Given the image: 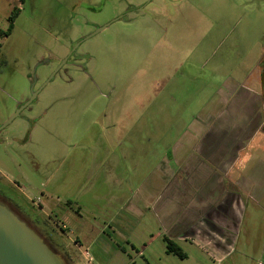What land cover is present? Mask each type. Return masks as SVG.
<instances>
[{
	"label": "rangeland",
	"instance_id": "obj_1",
	"mask_svg": "<svg viewBox=\"0 0 264 264\" xmlns=\"http://www.w3.org/2000/svg\"><path fill=\"white\" fill-rule=\"evenodd\" d=\"M14 6L0 126L39 92L0 130L4 198L70 264H264V0H0V31ZM208 146L251 195L230 239L193 222Z\"/></svg>",
	"mask_w": 264,
	"mask_h": 264
},
{
	"label": "water",
	"instance_id": "obj_2",
	"mask_svg": "<svg viewBox=\"0 0 264 264\" xmlns=\"http://www.w3.org/2000/svg\"><path fill=\"white\" fill-rule=\"evenodd\" d=\"M124 15L125 14L120 15L115 20L124 17ZM110 23L99 27L91 34L82 38L73 47L70 53L62 60L58 69L68 60V58L81 42L103 30ZM39 64H37L36 67ZM56 71L57 70H55L44 82V85H46L52 79ZM38 92L39 89L34 90L32 88V94L30 98L22 103L16 112L0 126V130L9 124L16 116H18L21 110L34 100ZM0 264L70 263L66 256L60 250L55 248L43 233H41L34 225L24 218L14 208L13 204L9 200L0 196Z\"/></svg>",
	"mask_w": 264,
	"mask_h": 264
},
{
	"label": "crops",
	"instance_id": "obj_3",
	"mask_svg": "<svg viewBox=\"0 0 264 264\" xmlns=\"http://www.w3.org/2000/svg\"><path fill=\"white\" fill-rule=\"evenodd\" d=\"M0 34H4V32L0 31ZM231 143L232 139L226 140L224 143L216 142V144L221 147H227ZM227 151L228 150L225 149L220 156H217L215 153L212 155L209 154L208 156L202 155L204 156L202 158L203 160H209V171L205 174L206 179H209V183L205 184L203 188L205 192L204 194L200 195L201 197L199 196V198H197L195 197L196 194H194V200L192 198L190 200V203L193 207L191 206L190 208H193L196 211L193 222H203L209 227L210 225H213L216 229V231L211 230L213 233H216L221 237L230 236V239L232 227L237 223L238 220L241 219L240 215L242 213V208H244L245 205V195H251L243 190L241 185V189L236 187V190L234 188L230 189L228 186V184L232 186L234 180L232 176L230 177V172L228 171L230 169V164L233 161L227 155ZM209 152H211V150ZM188 172L190 175H192L191 168L188 169ZM196 182L197 181L194 180V186H197ZM203 185L204 184L199 183L198 189L200 190L201 186ZM206 185L208 187H206ZM197 229L199 230V228ZM203 233L208 232L207 230H203ZM78 240L79 241L76 243L80 245L81 243L79 237Z\"/></svg>",
	"mask_w": 264,
	"mask_h": 264
},
{
	"label": "trees",
	"instance_id": "obj_4",
	"mask_svg": "<svg viewBox=\"0 0 264 264\" xmlns=\"http://www.w3.org/2000/svg\"><path fill=\"white\" fill-rule=\"evenodd\" d=\"M19 12H20V8L18 6H14L12 11H11V14L9 16L8 29L6 31H4L5 34L10 33V31L13 29L15 18L17 17ZM206 149H207V147H206ZM213 149L214 148H210L211 152H213V154L214 153L216 154V152H214L216 150H213ZM211 152H206V154L209 155V154H211ZM227 153H229V151H227ZM227 155H229V154H227ZM165 240L167 241V251L169 253H175V254L179 255L181 258H185L187 256L186 253L184 252V250L182 249V247L177 242H175L173 239H171L169 237H165ZM76 241H79L78 237H76Z\"/></svg>",
	"mask_w": 264,
	"mask_h": 264
},
{
	"label": "flooded vegetation",
	"instance_id": "obj_5",
	"mask_svg": "<svg viewBox=\"0 0 264 264\" xmlns=\"http://www.w3.org/2000/svg\"><path fill=\"white\" fill-rule=\"evenodd\" d=\"M81 40V39H80ZM78 40L75 45L80 41ZM1 193V192H0ZM0 196H2L4 198V195L1 193ZM14 208L24 217L26 218L32 225H34L41 233H43L47 239L49 240V242L56 248V246L54 245V243L51 241L50 237L44 232L42 231L39 227H38V224L36 223V219L30 217L28 214L24 213L23 209L16 205V204H13ZM77 242V241H76Z\"/></svg>",
	"mask_w": 264,
	"mask_h": 264
},
{
	"label": "built area",
	"instance_id": "obj_6",
	"mask_svg": "<svg viewBox=\"0 0 264 264\" xmlns=\"http://www.w3.org/2000/svg\"><path fill=\"white\" fill-rule=\"evenodd\" d=\"M85 257H87V259H90V258H89V253H88L87 250L85 251Z\"/></svg>",
	"mask_w": 264,
	"mask_h": 264
}]
</instances>
